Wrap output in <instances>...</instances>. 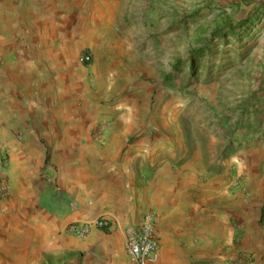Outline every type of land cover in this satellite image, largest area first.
Listing matches in <instances>:
<instances>
[{"label": "rangeland", "instance_id": "rangeland-1", "mask_svg": "<svg viewBox=\"0 0 264 264\" xmlns=\"http://www.w3.org/2000/svg\"><path fill=\"white\" fill-rule=\"evenodd\" d=\"M95 1L101 6L73 28L80 35L74 58L37 60L35 81L55 89L65 64L84 74L75 84L77 108L96 118L125 116L127 124L116 125L127 130L120 145L146 139L144 168L167 166L190 182L178 201L189 216L205 220L206 260L196 264H236L224 261L230 237H220L216 218L234 226L235 246L244 234L237 216L251 198L264 226V0ZM53 27L48 22V54L59 53L69 33ZM84 56L89 64L80 61ZM76 255L63 248L33 258L81 264ZM258 259L251 254L237 264Z\"/></svg>", "mask_w": 264, "mask_h": 264}, {"label": "crops", "instance_id": "crops-1", "mask_svg": "<svg viewBox=\"0 0 264 264\" xmlns=\"http://www.w3.org/2000/svg\"><path fill=\"white\" fill-rule=\"evenodd\" d=\"M101 4L0 0V78H6L0 79V178L6 177L9 186L8 196L0 200V264H34L33 254L37 259L40 251L60 254L63 248L78 259L81 255V264H131L126 229L137 228L149 212L157 217L158 264L206 260L207 236L200 230L205 220L199 214L189 216L178 201L190 185L185 175L167 166L144 168L146 139L132 148L121 146L127 130L116 125L127 124L125 116L96 118L78 109L75 84L84 74L67 68L71 65L65 64L55 89L34 79L37 60L74 58L80 40L74 29L87 11ZM48 22L53 29L69 30L60 42L62 50L56 48L59 53L48 54ZM253 203L245 199L237 216L244 234L235 246L234 226L216 218L220 237L224 232L230 237L224 261L237 264L255 254L256 264H264V226L255 220ZM98 219L110 226L92 228L86 238L71 230L73 224Z\"/></svg>", "mask_w": 264, "mask_h": 264}, {"label": "built area", "instance_id": "built-area-1", "mask_svg": "<svg viewBox=\"0 0 264 264\" xmlns=\"http://www.w3.org/2000/svg\"><path fill=\"white\" fill-rule=\"evenodd\" d=\"M84 64H89L91 59L84 56L80 59ZM9 193V186L6 177L0 178V200H4ZM110 222L105 219H98L90 224H73L71 230L79 237L86 238L92 228L105 229ZM157 217L155 213H147L137 228H127V253L131 264H158L160 240L157 235Z\"/></svg>", "mask_w": 264, "mask_h": 264}]
</instances>
